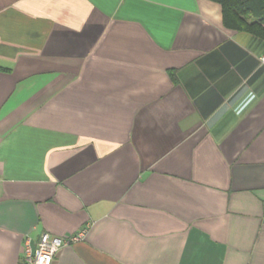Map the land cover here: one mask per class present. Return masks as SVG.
<instances>
[{
	"label": "crops",
	"instance_id": "obj_1",
	"mask_svg": "<svg viewBox=\"0 0 264 264\" xmlns=\"http://www.w3.org/2000/svg\"><path fill=\"white\" fill-rule=\"evenodd\" d=\"M263 54L207 0H0V264H264Z\"/></svg>",
	"mask_w": 264,
	"mask_h": 264
},
{
	"label": "trees",
	"instance_id": "obj_2",
	"mask_svg": "<svg viewBox=\"0 0 264 264\" xmlns=\"http://www.w3.org/2000/svg\"><path fill=\"white\" fill-rule=\"evenodd\" d=\"M221 9L228 30L251 35L264 44V0H207Z\"/></svg>",
	"mask_w": 264,
	"mask_h": 264
},
{
	"label": "built area",
	"instance_id": "obj_3",
	"mask_svg": "<svg viewBox=\"0 0 264 264\" xmlns=\"http://www.w3.org/2000/svg\"><path fill=\"white\" fill-rule=\"evenodd\" d=\"M260 62L264 65V54L260 57ZM84 235L85 229L69 237L43 233L39 236L35 248L31 247L29 238H26L19 264H53V258L61 248L79 242L84 238Z\"/></svg>",
	"mask_w": 264,
	"mask_h": 264
}]
</instances>
